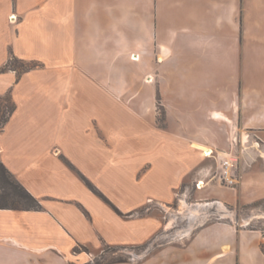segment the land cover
Returning a JSON list of instances; mask_svg holds the SVG:
<instances>
[{"label": "crops", "instance_id": "0c3cea01", "mask_svg": "<svg viewBox=\"0 0 264 264\" xmlns=\"http://www.w3.org/2000/svg\"><path fill=\"white\" fill-rule=\"evenodd\" d=\"M14 58L23 66H7ZM6 95L14 110L0 128V160L40 207L0 208V264H83L78 247L127 244L107 238L106 214L141 216L127 214L149 198L169 204L180 189L194 205L235 204L223 191L234 189L207 171L216 154L240 145L247 163L264 146V0H0ZM161 162L166 173L143 197ZM237 184L253 188L248 202L264 199V170L251 167ZM207 226L253 234L264 255L258 230L214 221L193 236ZM229 246L212 243L202 264H223Z\"/></svg>", "mask_w": 264, "mask_h": 264}, {"label": "rangeland", "instance_id": "374dc122", "mask_svg": "<svg viewBox=\"0 0 264 264\" xmlns=\"http://www.w3.org/2000/svg\"><path fill=\"white\" fill-rule=\"evenodd\" d=\"M9 66L20 67L23 64L11 59ZM7 105L9 103L4 101V96L0 97V110L7 109ZM160 120L161 122L163 120L162 113ZM251 134L257 137L256 133L251 132ZM256 147V159L248 160L247 163L240 154L241 146L238 145L234 149L232 160L239 179L251 167L256 166L264 170V159L260 157L261 153H264V146L259 144ZM162 165L165 163L161 162L157 165L150 174L153 178L149 182L145 181L143 197L157 190L154 177L164 173ZM210 170L216 171L214 166ZM90 173L94 179L101 180V183L105 184L110 195L121 200L119 202L122 206L130 204V199L121 196L119 189H115V186L104 181L98 170L92 167ZM145 179L150 178L145 177ZM237 185L233 188L234 191L223 189L235 204L208 201L209 203L204 206L194 205L190 203L192 200L190 194L180 189L175 192V198L169 204L149 198L143 208L127 214V216L132 213L141 215L131 219H107L108 215L102 212L105 215L102 225H105L107 238L115 243L127 244L102 243L95 250L88 248L85 250L81 247L77 250L87 253L89 260L97 259L102 264H202L201 261L205 259L204 252L210 248L212 243L225 241L229 242L230 246L229 249L224 250V257L221 259L223 264H264V255L258 251L255 236L246 231L239 230L238 232L236 229L231 232L219 226H207L205 230L193 236L203 224L214 221H231L238 229L258 230L261 237L260 248L264 252V199L248 202L247 200L251 199L250 193L253 188L248 189L246 186L242 191H238ZM198 212L199 214H196ZM157 215L158 219H156ZM163 223V227L151 236ZM191 236H193L192 239H190ZM89 244L94 248L98 246L96 239L91 240Z\"/></svg>", "mask_w": 264, "mask_h": 264}, {"label": "trees", "instance_id": "16d2710c", "mask_svg": "<svg viewBox=\"0 0 264 264\" xmlns=\"http://www.w3.org/2000/svg\"><path fill=\"white\" fill-rule=\"evenodd\" d=\"M14 60L18 61L14 58ZM9 66V63L7 64ZM27 66H25L26 68ZM4 101L8 102L7 109L0 110V128L7 121L8 117L14 110V104L9 95L4 96ZM69 166L73 167L69 162ZM79 173V172H78ZM81 178L86 182L88 187L105 201L109 200L94 185L87 180L81 173ZM40 203L7 169L0 160V208L7 209H38ZM83 264H102L99 260H89Z\"/></svg>", "mask_w": 264, "mask_h": 264}, {"label": "built area", "instance_id": "2783aa9c", "mask_svg": "<svg viewBox=\"0 0 264 264\" xmlns=\"http://www.w3.org/2000/svg\"><path fill=\"white\" fill-rule=\"evenodd\" d=\"M17 18L18 17L16 14H11L9 16V21L14 23L17 21ZM233 142L237 143L236 137H233ZM202 153L206 156H211L214 152L212 149H209L207 151L202 150ZM216 157L218 160V162H216V171L212 173V170H209L207 171V175H211L212 173V175H214V177H216L222 184L234 188L239 181V176L234 168L232 152H222L221 156L219 154H216ZM204 184L205 181L203 179H200L196 182L195 186L197 189H201L203 188Z\"/></svg>", "mask_w": 264, "mask_h": 264}, {"label": "bare ground", "instance_id": "6f19581e", "mask_svg": "<svg viewBox=\"0 0 264 264\" xmlns=\"http://www.w3.org/2000/svg\"><path fill=\"white\" fill-rule=\"evenodd\" d=\"M198 146V145H197ZM205 151H207V150H205ZM207 153H209V152H207Z\"/></svg>", "mask_w": 264, "mask_h": 264}]
</instances>
